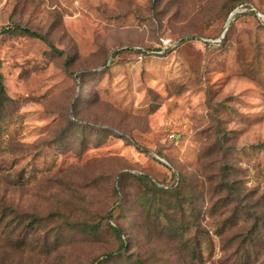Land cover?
<instances>
[{"label": "rangeland", "instance_id": "1", "mask_svg": "<svg viewBox=\"0 0 264 264\" xmlns=\"http://www.w3.org/2000/svg\"><path fill=\"white\" fill-rule=\"evenodd\" d=\"M0 31V264H264V0H0Z\"/></svg>", "mask_w": 264, "mask_h": 264}, {"label": "trees", "instance_id": "2", "mask_svg": "<svg viewBox=\"0 0 264 264\" xmlns=\"http://www.w3.org/2000/svg\"><path fill=\"white\" fill-rule=\"evenodd\" d=\"M238 16H241V14H238L237 15V17ZM15 29H19V30H21V31H23L24 33H27V34H29V35H31V36H33V37H35V38H38V39H41V40H43V41H46V38H44L42 35H40V34H38V33H36V32H34V31H31L30 29H26V28H22L21 26H15L14 27ZM11 29H9L8 31H10ZM4 31H6V29H4L3 30V32ZM2 31H0V33H1ZM138 53H140V52H143L142 50H139V51H137ZM119 53V51H117V52H115L114 53V56H116L117 54ZM146 53V52H145ZM0 91H1V93H3L4 92V86H3V83H2V76L0 75ZM8 215V214H7ZM35 217V216H34ZM34 221H38V218H34ZM114 229V231L117 233V234H119V231L117 230V229H115V228H113ZM126 248V245L124 244V243H122L121 244V246L119 247V249H118V251L115 253V254H119V253H121L124 249ZM115 254H111L110 256H114Z\"/></svg>", "mask_w": 264, "mask_h": 264}, {"label": "built area", "instance_id": "3", "mask_svg": "<svg viewBox=\"0 0 264 264\" xmlns=\"http://www.w3.org/2000/svg\"><path fill=\"white\" fill-rule=\"evenodd\" d=\"M171 46V40L170 39H162V48L165 49V48H168Z\"/></svg>", "mask_w": 264, "mask_h": 264}]
</instances>
